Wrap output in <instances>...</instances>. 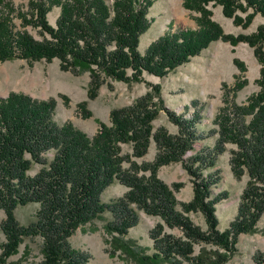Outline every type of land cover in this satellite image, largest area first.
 <instances>
[{
  "label": "trees",
  "instance_id": "16d2710c",
  "mask_svg": "<svg viewBox=\"0 0 264 264\" xmlns=\"http://www.w3.org/2000/svg\"><path fill=\"white\" fill-rule=\"evenodd\" d=\"M152 2L28 0V12L17 15L23 23L39 27L42 39H35L26 31L13 30L10 15L14 8L9 1L0 0V62L14 57L48 62L58 58L63 70L74 74L89 71L87 96L93 99L107 78L137 82L144 72L163 77L222 39L253 47L261 65L256 80L259 90L243 104L226 96L214 119L216 127L209 129L218 134L214 146L189 156L201 136L197 131L201 109L194 110L191 117L171 115L178 126L175 134L163 127L154 130L158 84L150 83L152 90L132 104L111 110L110 124L99 121L92 136L70 122L54 120V97L37 99L10 92L0 98V209L5 215L0 222L5 239L0 245V264H23L30 253L28 246L20 259L9 258L19 252L26 238L40 240L42 259L36 264H86L89 256L73 247L70 237L79 226L105 217L110 253L120 252L134 264H227L238 251L239 235L256 230L264 212V25L252 34L225 33L212 19L208 5H222L226 17L246 27L255 13L264 16V0H183L186 9L199 13L197 28L169 30L142 53L139 38L150 25L147 13ZM53 6L60 7L54 26L47 20ZM248 8L253 12L244 19L238 12ZM235 62L245 70L241 61ZM246 82L238 80L234 90ZM86 105V101L77 104L85 118L91 116ZM152 141L157 148L155 158L139 162ZM228 143L235 146L230 157L233 175L237 179L246 175L248 180L234 219L220 230L216 204L228 193H213L218 177L206 170L215 165ZM126 144L131 146L130 152L123 149ZM173 162H181L189 175L193 190L189 201L176 198L182 181L168 185L158 175L161 166ZM34 165L38 169L30 174ZM116 182L127 190L104 201L103 191ZM29 203L38 205L34 219L21 224L16 209ZM140 210L159 218L149 231L150 248L127 238L129 229L138 223ZM190 213H200L206 228L194 223ZM167 229H177L179 234ZM254 259L264 264V253H257Z\"/></svg>",
  "mask_w": 264,
  "mask_h": 264
},
{
  "label": "rangeland",
  "instance_id": "374dc122",
  "mask_svg": "<svg viewBox=\"0 0 264 264\" xmlns=\"http://www.w3.org/2000/svg\"><path fill=\"white\" fill-rule=\"evenodd\" d=\"M14 11L12 18L14 31H26L35 39H42L39 27L23 23L17 13L28 12V0H7ZM112 3L113 0H107ZM208 8L212 11V19L220 24L223 31L229 34H252L264 25V16L255 13L248 26L243 27L233 21L232 17H226L222 12V5L211 2ZM60 12L59 6H53L47 13V20L51 25L56 24ZM248 8L245 12H238L242 18L247 13H252ZM199 13L190 11L183 6V0H153L148 8L147 17L150 19L148 29L140 35L138 49L144 53L147 47L159 36L177 29L197 28L195 17ZM264 49V44H263ZM244 65L241 71L235 60ZM261 65L258 62L253 47L246 42L232 45L227 41L218 39L211 42L199 54L192 56L187 62L182 63L173 71L163 77H157L147 72L142 75L141 81L124 82L107 78L98 89L97 96L89 99L88 83L90 74L87 70L74 74L60 67L58 58L51 61L44 59L29 61L25 58L14 57L0 62V98L6 97L10 92H22L37 99L54 97L56 106L54 120L58 124L72 123L88 135H94L99 128V121L110 124L109 114L111 110L132 104L137 98L152 90L151 84L160 86V94L154 93V101L158 103L159 112L152 121L153 129L165 128L170 133H177L178 126L172 121L171 115H183L191 117L197 108H200L201 119L198 123V133L201 135L193 143L191 155L204 147H213L218 137L217 133L209 132L214 129L215 116L225 104L224 98L229 95L238 103L243 104L247 98L259 90L256 80L259 78ZM240 79H246V84L239 90H234L235 84ZM154 92V91H153ZM61 95H65L66 99ZM161 98V99H160ZM87 102V109L91 116L85 118L77 104ZM161 101V102H160ZM203 131V133H202ZM235 146L226 144L224 152L217 156L215 165L207 172L214 171L218 182L212 187L213 193L226 191L228 196L216 204V214L219 220V229H225L237 212L240 195L246 185L248 177L235 178L230 165L231 150ZM130 152L131 146H123ZM157 153L155 142L152 141L147 153L138 158V161H152ZM38 169L34 165L29 173L34 174ZM159 177L168 185L175 181H182L183 187L175 193L180 202L189 201L192 197V183L189 175L181 162H173L163 165L158 170ZM127 187L121 183L109 185L102 193V199L109 201L122 196ZM38 205L29 203L17 207L16 217L21 224H28L34 219ZM138 223L129 229L127 238L134 239L138 244L151 247L152 240L149 231L159 221V218L138 211ZM4 212L0 209V222L4 218ZM194 223L206 228L204 218L200 213H190ZM108 218L96 219L79 226L70 237L73 247L85 252L89 258L86 264H134L121 255L120 252L110 253V238L104 225ZM178 233L177 229H167ZM5 241L0 232V245ZM28 246L30 253L24 259L23 264H36L41 261L39 238H26L21 244L19 252L9 258L11 261L20 259ZM237 253L227 264H258L254 257L257 253H264V212L257 222L256 230L252 233H242L238 237ZM1 251V250H0Z\"/></svg>",
  "mask_w": 264,
  "mask_h": 264
}]
</instances>
